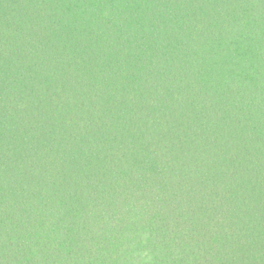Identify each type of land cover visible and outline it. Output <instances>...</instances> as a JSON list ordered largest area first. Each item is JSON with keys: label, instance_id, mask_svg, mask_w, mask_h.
<instances>
[{"label": "trees", "instance_id": "trees-1", "mask_svg": "<svg viewBox=\"0 0 264 264\" xmlns=\"http://www.w3.org/2000/svg\"><path fill=\"white\" fill-rule=\"evenodd\" d=\"M0 264H264V0H0Z\"/></svg>", "mask_w": 264, "mask_h": 264}]
</instances>
